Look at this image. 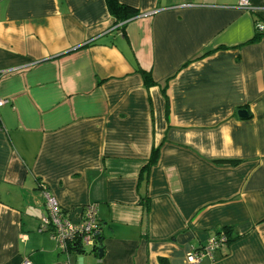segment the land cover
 I'll use <instances>...</instances> for the list:
<instances>
[{
    "label": "crops",
    "instance_id": "1",
    "mask_svg": "<svg viewBox=\"0 0 264 264\" xmlns=\"http://www.w3.org/2000/svg\"><path fill=\"white\" fill-rule=\"evenodd\" d=\"M117 1L0 0V264H191L226 226L197 264H264V0ZM46 193L101 255L39 230Z\"/></svg>",
    "mask_w": 264,
    "mask_h": 264
},
{
    "label": "built area",
    "instance_id": "2",
    "mask_svg": "<svg viewBox=\"0 0 264 264\" xmlns=\"http://www.w3.org/2000/svg\"><path fill=\"white\" fill-rule=\"evenodd\" d=\"M241 9H253L249 0H238ZM256 30H264V23H256ZM3 72V71H2ZM4 100L0 99V105ZM39 230L48 231L56 244L57 249L68 253L69 246L81 247L88 250L94 247L100 233V225L94 204L86 205L81 219L73 222L62 212L58 202L49 194L45 197V212L39 218ZM228 237L224 231H219L210 237L207 243L198 248H191L186 255V261L197 264L203 257L212 256L215 249L227 243ZM21 264H32L28 259Z\"/></svg>",
    "mask_w": 264,
    "mask_h": 264
},
{
    "label": "trees",
    "instance_id": "3",
    "mask_svg": "<svg viewBox=\"0 0 264 264\" xmlns=\"http://www.w3.org/2000/svg\"><path fill=\"white\" fill-rule=\"evenodd\" d=\"M106 3H107V7H108L110 14H112L116 18V20L124 21V20H128L130 18L136 17L138 15L137 11L134 8L129 7L127 5L120 4V3H118L117 0H106ZM262 36H264V30H262V31L256 30V34L254 35V37L251 39L250 42H256ZM137 72L140 73V75L142 76L144 83H146V85L153 84V80L151 78L150 73H148V72H146L140 68H137ZM164 89H165V87H162L163 91H165ZM0 126H1V122H0ZM157 156H158V148L156 147V148L152 149L151 154H150V158L148 159L146 165L141 169L140 179L146 180L148 169L150 168V166L152 164H154L156 162ZM216 163L222 164V165L226 164V165L236 166L239 162L237 160H220V161H216ZM144 206H145V210H146L147 204H144ZM62 212H63V210H62ZM232 229H233L232 226H226V227H223V229L221 230V231H224V233L228 237L227 242L235 238L232 235ZM219 231L220 230H218L216 233H218ZM100 238L101 237L98 235L97 239L95 240L96 243L94 244V247H92L89 250L97 252L98 244L100 243ZM101 247H102V245H101ZM83 251H86V250L82 249L81 247L69 246L67 248L68 253L83 252Z\"/></svg>",
    "mask_w": 264,
    "mask_h": 264
},
{
    "label": "water",
    "instance_id": "4",
    "mask_svg": "<svg viewBox=\"0 0 264 264\" xmlns=\"http://www.w3.org/2000/svg\"><path fill=\"white\" fill-rule=\"evenodd\" d=\"M238 116L239 117H245L246 116V110L245 109L238 110ZM97 252H98V255H101L102 254L101 243L98 244Z\"/></svg>",
    "mask_w": 264,
    "mask_h": 264
}]
</instances>
